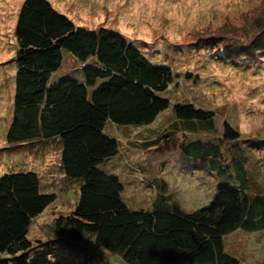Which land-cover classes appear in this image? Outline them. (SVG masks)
<instances>
[{"label": "trees", "instance_id": "obj_1", "mask_svg": "<svg viewBox=\"0 0 264 264\" xmlns=\"http://www.w3.org/2000/svg\"><path fill=\"white\" fill-rule=\"evenodd\" d=\"M218 35L234 43L210 53L214 60L248 66L264 60V14L247 28L227 26ZM15 38L10 81L0 80V97L13 108L6 140L9 148L56 141L64 179L82 181L75 208L56 220L69 229L70 244L81 247L89 235L95 248L82 246L91 253L86 259L104 252L125 264H242L227 242L235 232L264 235V192L253 191L248 153L264 151V138H243L224 121L223 138L215 139L213 110L174 104L166 95L176 84L174 67L118 30L77 25L51 0L22 2ZM65 52L78 67L73 77L58 79ZM169 109L170 126L159 133L155 126ZM108 122L133 128L117 139L106 134ZM121 140L144 152L160 151L163 140L176 142L191 170L216 182L213 197L190 211L175 200L169 183L155 181L153 207H129L121 177L101 169L120 156ZM223 141L232 147L228 153ZM56 197L42 191L35 170L0 175V264H61L18 255L34 248L32 221Z\"/></svg>", "mask_w": 264, "mask_h": 264}, {"label": "rangeland", "instance_id": "obj_2", "mask_svg": "<svg viewBox=\"0 0 264 264\" xmlns=\"http://www.w3.org/2000/svg\"><path fill=\"white\" fill-rule=\"evenodd\" d=\"M23 1L0 0V80L6 79L7 83L17 49L15 26ZM51 1L77 25L118 30L148 55L162 60L159 63L174 67L176 84L166 95L174 104L193 103L213 110L217 125L215 139L223 138L224 121H229L243 138H264V60L248 66L209 57L214 50H228L234 43L227 40L228 35L218 37L219 31L227 26L239 31L249 27L255 16L264 14V0ZM72 58L65 52L66 63L56 78L73 77L78 66L74 62L77 59ZM156 58L153 59L157 61ZM1 88L0 85V93ZM1 99L4 103L0 100V175L35 170L41 177L42 191L57 194L56 200L33 219L29 228L28 237L33 240L34 248L18 255L28 262L47 258L61 264H125L118 254L104 252L103 255L109 256L108 262L102 254L96 259H86L95 248L93 238L85 235L81 247L72 245L69 229L57 227L56 220L75 208L82 181L75 179L69 183L64 179L56 141L9 148L6 136L13 108ZM171 118L173 111L169 109L156 124V131L162 133L169 128ZM164 121L167 122L163 125ZM132 128L108 122L105 132L118 139ZM205 138L211 139L210 136ZM121 143L120 156L105 162L101 169L121 177L125 185L123 199L129 207L152 208L157 193L155 181L169 183L175 200L190 211L213 197L216 182L209 176L193 172L176 142L163 140L158 146L160 151L145 152L129 148L124 140ZM222 146L227 153L231 151L229 143L223 141ZM248 153L253 191L264 192V151ZM231 236L228 247L242 264H264V235L235 232ZM16 261L17 258L11 259L13 263Z\"/></svg>", "mask_w": 264, "mask_h": 264}]
</instances>
